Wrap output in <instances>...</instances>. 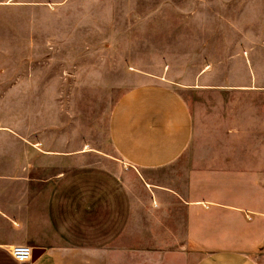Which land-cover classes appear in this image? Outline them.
<instances>
[{
	"label": "crops",
	"instance_id": "0c3cea01",
	"mask_svg": "<svg viewBox=\"0 0 264 264\" xmlns=\"http://www.w3.org/2000/svg\"><path fill=\"white\" fill-rule=\"evenodd\" d=\"M211 77L124 92L108 120L113 154L83 143L53 149L47 139L0 142V264H259L264 87ZM169 202L183 219L160 218ZM15 245L43 252L19 263Z\"/></svg>",
	"mask_w": 264,
	"mask_h": 264
},
{
	"label": "rangeland",
	"instance_id": "374dc122",
	"mask_svg": "<svg viewBox=\"0 0 264 264\" xmlns=\"http://www.w3.org/2000/svg\"><path fill=\"white\" fill-rule=\"evenodd\" d=\"M204 71L213 83L264 87V0H0V128L12 132L0 142L113 154L108 120L124 92L196 84ZM164 209L160 218H184L178 204ZM254 257L264 264V248Z\"/></svg>",
	"mask_w": 264,
	"mask_h": 264
},
{
	"label": "built area",
	"instance_id": "2783aa9c",
	"mask_svg": "<svg viewBox=\"0 0 264 264\" xmlns=\"http://www.w3.org/2000/svg\"><path fill=\"white\" fill-rule=\"evenodd\" d=\"M10 255L15 261L26 263L31 260L32 248L26 245H15L10 248Z\"/></svg>",
	"mask_w": 264,
	"mask_h": 264
},
{
	"label": "water",
	"instance_id": "95a60500",
	"mask_svg": "<svg viewBox=\"0 0 264 264\" xmlns=\"http://www.w3.org/2000/svg\"><path fill=\"white\" fill-rule=\"evenodd\" d=\"M42 252L43 250L39 248L32 249L31 260L34 261L35 259H37Z\"/></svg>",
	"mask_w": 264,
	"mask_h": 264
}]
</instances>
